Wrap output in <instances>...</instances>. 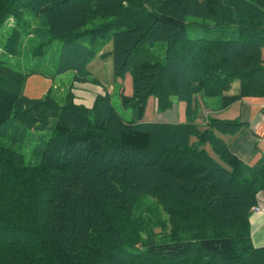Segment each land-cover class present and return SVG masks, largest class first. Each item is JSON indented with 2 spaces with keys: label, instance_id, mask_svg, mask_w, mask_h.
Wrapping results in <instances>:
<instances>
[{
  "label": "trees",
  "instance_id": "16d2710c",
  "mask_svg": "<svg viewBox=\"0 0 264 264\" xmlns=\"http://www.w3.org/2000/svg\"><path fill=\"white\" fill-rule=\"evenodd\" d=\"M7 16L16 24L5 52L19 54L32 32V55L59 40L55 72L71 70V82H97L87 65L111 40L113 77L131 79L120 104L134 118L106 92L89 108L73 103L72 84L61 102L28 97L35 71L0 59V137L50 128L33 162L0 144V264H264L248 223L264 157L247 166L216 134H236L238 120L195 123L196 95L220 96L222 108L264 97V0H0V26ZM156 42L166 44L161 60ZM149 96L162 113L183 102L186 120L144 122Z\"/></svg>",
  "mask_w": 264,
  "mask_h": 264
},
{
  "label": "rangeland",
  "instance_id": "374dc122",
  "mask_svg": "<svg viewBox=\"0 0 264 264\" xmlns=\"http://www.w3.org/2000/svg\"><path fill=\"white\" fill-rule=\"evenodd\" d=\"M29 19H31V24L33 23V25L31 26V30H34L35 32V30L41 31L43 29L41 16L34 17L32 14H30L28 20ZM15 24H16L15 19L11 16L9 17L7 16L0 26V59L6 60L10 65H12V67L21 70L23 72H29L32 70L35 72L31 75H37L43 78H48L50 80L52 79L51 85L48 86L46 92L36 98L43 97L46 93H49L51 96H53L56 99L57 102L64 101L69 85L72 84L71 78L73 76V72L71 70H66L62 73L55 72V69L58 64L57 60H59V55L61 53L60 51L62 46L61 41L55 40L53 42H50L49 44L47 43L46 45H44L43 52L41 55L39 54L32 55V53L30 52L34 50V47H37L40 44L39 42L41 39V37H39L37 34L32 32V34L26 35L24 38H22V45H21L22 48L20 53L9 56L5 52L3 46L6 41V38L10 35L11 29L12 27H14ZM165 48H166L165 42H156L152 48V52L158 59L161 60L165 56ZM109 49H111V40L106 41L102 45L100 49L101 51L96 55V57L92 59V61L88 63L87 69L93 78L96 77L97 79H101L102 81L105 82L106 87L101 89L102 91L99 95H102L105 92L109 93L111 95L112 105L115 107L117 113L124 120H130L134 118L133 113L129 107L125 108L120 104V100L118 96V92L120 90H122L123 93L126 95L130 94L131 92L130 74L129 72H126L122 77H118L116 79L113 77L112 57H111V53H109L110 51ZM101 52H104V54L101 55ZM84 82H88V81H84ZM89 83L98 84L99 82L97 80L96 83H94L93 81ZM199 99L200 100H198V103L200 107H205L208 110H210L211 108L214 109L216 107V103L221 104L220 96L210 97V96L199 95ZM154 100L155 99L152 96H149L146 99L144 111H143L144 122H150L153 120V116L155 113ZM176 103L179 104V109L182 110L184 103L179 101H176ZM80 105L84 106L83 104ZM181 112H182L181 116L185 117V110L184 113L183 110ZM210 114L211 113L207 115ZM199 116H201V109H198L195 117L198 118ZM196 118L195 121H197ZM53 120L55 119L50 118V122H49L50 126L53 125L54 122ZM8 134L11 136L13 135L11 131H9ZM25 135L26 136L23 139L16 141H13L12 139L7 137H0V144L11 147L13 148V150L21 152L24 156V160L26 163L33 162L35 160L34 158H31L30 152H32V148L35 145V143L39 142L42 137L46 139L50 135V128H47L42 132L35 130H26ZM140 200L143 203L142 205L143 207H147L152 213L157 212L156 205L151 198L143 196L141 197ZM161 216L162 218H165L163 214ZM159 230L160 228L159 229L156 228L154 231L158 232Z\"/></svg>",
  "mask_w": 264,
  "mask_h": 264
},
{
  "label": "crops",
  "instance_id": "0c3cea01",
  "mask_svg": "<svg viewBox=\"0 0 264 264\" xmlns=\"http://www.w3.org/2000/svg\"><path fill=\"white\" fill-rule=\"evenodd\" d=\"M261 59L264 62V47L261 48ZM96 78V77H94ZM97 79V78H96ZM43 78L37 75L27 77L23 93L28 97H39L46 92L51 85L52 79ZM98 84L89 82H72L71 92L74 95V103L83 104L91 107L96 95L101 93V89L106 87L105 82L97 79ZM33 81V82H32ZM237 82H234L228 94L236 93ZM155 99V98H154ZM199 95H196L195 102L198 109H201L196 124L202 129L206 127L208 121L212 118L221 120H238L241 125L239 131L234 135H219L229 150L235 154L247 166L254 165L260 158L264 157V97H245L233 102L231 105L222 108L220 103H216L214 109L200 107L198 103ZM155 113L153 121L156 122H184L185 117L181 116L182 110L176 102L171 108L159 112L156 109L154 100ZM206 109L210 115L203 116L202 110ZM257 203L264 204V189L256 194ZM250 240L254 247L264 246V212H252L248 218Z\"/></svg>",
  "mask_w": 264,
  "mask_h": 264
},
{
  "label": "built area",
  "instance_id": "2783aa9c",
  "mask_svg": "<svg viewBox=\"0 0 264 264\" xmlns=\"http://www.w3.org/2000/svg\"><path fill=\"white\" fill-rule=\"evenodd\" d=\"M206 114H208L207 110L206 109L202 110V115L206 116ZM252 212H264V204L260 202L259 203L256 202V204L251 207V213Z\"/></svg>",
  "mask_w": 264,
  "mask_h": 264
}]
</instances>
